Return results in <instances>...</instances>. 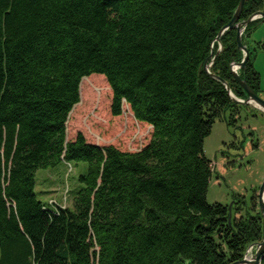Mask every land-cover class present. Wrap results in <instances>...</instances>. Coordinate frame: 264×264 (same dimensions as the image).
I'll return each mask as SVG.
<instances>
[{"label": "trees", "instance_id": "16d2710c", "mask_svg": "<svg viewBox=\"0 0 264 264\" xmlns=\"http://www.w3.org/2000/svg\"><path fill=\"white\" fill-rule=\"evenodd\" d=\"M239 1L0 0V264H230L264 238L256 191L230 211L206 199L204 140L215 120L233 126L251 107L203 70ZM260 10L264 0H245L239 22ZM260 22L242 34L249 60L238 69L259 96L252 60L264 41L249 38ZM236 33H223L209 71L245 99L231 72L243 59ZM97 77L111 116L125 102L149 126L138 150L67 138ZM60 162L87 164L68 189L72 207L35 191V172Z\"/></svg>", "mask_w": 264, "mask_h": 264}, {"label": "rangeland", "instance_id": "374dc122", "mask_svg": "<svg viewBox=\"0 0 264 264\" xmlns=\"http://www.w3.org/2000/svg\"><path fill=\"white\" fill-rule=\"evenodd\" d=\"M258 40L264 41V22L249 38V41ZM252 62L260 72V97L264 99V51L259 50ZM94 82L96 89L88 90V97L86 94L82 100L80 97L76 104L79 105L73 107L72 115L71 112L69 114L67 138L71 139L80 131L87 141L100 145L113 144L128 151L141 148L149 138V126L136 121L125 102L121 116H111L110 87L102 77H97ZM235 118L233 126H227L222 119L215 120L211 133L204 140L203 151L213 167L206 195L209 203L229 206L238 195L249 203L253 192L258 193L264 182V113L241 106ZM86 168L84 162H60L56 166L39 168L35 172L38 199L49 206L55 200L58 206L72 207L68 189L75 186L78 174ZM254 250L249 251L248 259Z\"/></svg>", "mask_w": 264, "mask_h": 264}, {"label": "water", "instance_id": "95a60500", "mask_svg": "<svg viewBox=\"0 0 264 264\" xmlns=\"http://www.w3.org/2000/svg\"><path fill=\"white\" fill-rule=\"evenodd\" d=\"M244 2H245V0L239 1V4H238L231 20L219 30V32H218V34L214 40L217 43H219L218 50L215 54H214L213 50H211V53L209 56L210 62H207V61L205 62L203 70L205 73L210 75L212 78H215V79H217L223 83V85L225 86L226 91H227V93H228V95L232 101H234L235 103H238V104H242V105H249V106H251V107H253V108L264 113V99L261 98L259 95L255 94L251 90V88L247 85L245 80L241 79L239 74H238V69H244L246 67L248 60H249V50L242 41V34H243L245 28L250 22H252L256 19H261L260 23L264 22V10L257 11L255 13H253L252 15H250L246 20L239 22V18H240V14L242 12V9H243ZM232 29H235L237 31L236 43H237L238 49L243 54V59L239 63L231 64V72L233 74V77L239 83L240 87L247 94V98H245V99L238 98L237 96H235L231 92V89H230V87L226 81L220 79V77L210 73V71H209V68L212 65V62L214 61L216 56L219 54V52L222 50V46L220 44L221 36L223 35V33L225 31L232 30ZM257 200H258L259 210L264 217V182L258 190ZM230 206L231 205H229V211H230ZM253 248L255 249L254 254L250 259H248L247 254ZM263 256H264V238L261 241H258V242L251 244L248 247V249L246 250V252H245V254L241 260L235 261V262L230 263V264H261Z\"/></svg>", "mask_w": 264, "mask_h": 264}, {"label": "crops", "instance_id": "0c3cea01", "mask_svg": "<svg viewBox=\"0 0 264 264\" xmlns=\"http://www.w3.org/2000/svg\"><path fill=\"white\" fill-rule=\"evenodd\" d=\"M258 41H260V40H258ZM262 51H264V50H262ZM255 69H256V66H255ZM257 70V69H256ZM258 72H259V70H258ZM260 73V72H259Z\"/></svg>", "mask_w": 264, "mask_h": 264}]
</instances>
